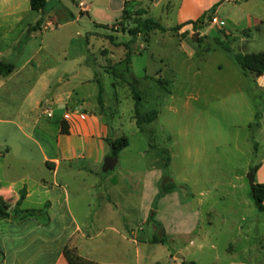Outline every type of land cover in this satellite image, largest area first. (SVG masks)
Wrapping results in <instances>:
<instances>
[{
  "label": "rangeland",
  "instance_id": "rangeland-1",
  "mask_svg": "<svg viewBox=\"0 0 264 264\" xmlns=\"http://www.w3.org/2000/svg\"><path fill=\"white\" fill-rule=\"evenodd\" d=\"M90 1L94 0H86ZM112 1L115 8L118 0ZM178 1L170 0V6L163 2L151 10L152 18L166 27L165 32L140 33L134 38L128 34L139 20L145 19L138 17L135 10L145 8L149 0H126L128 16L120 23L116 21L121 19L122 11L96 7L80 22L43 32L44 44L54 59L48 60L52 70L44 73L52 81L49 94L57 89H73L72 99L82 97L81 105L87 112L92 108L100 112V85L104 104L101 114L110 139L128 140L112 171H101L94 177L62 166L57 177V181H106L113 197H125L123 204L115 199L124 205L125 216L135 223V255L131 250L123 252L125 264H225L231 255H240L239 250L253 241L252 235L237 240L236 223L228 227L229 221H240L234 212L252 219L259 215L258 219L264 222V214L256 210L250 199L247 179L249 169L259 165L263 156L262 147L256 148L257 130L252 131L249 125L254 115L262 111L264 94L256 92L250 79L242 76L226 53L206 50L208 44L196 43L198 36L194 39V34L187 39L189 43L181 42L186 34L170 30L176 25L172 6ZM92 17L100 27L90 24ZM207 21L202 33L209 39L215 35V28ZM53 33L55 39L50 41ZM253 43L248 44L250 50ZM125 45L130 52L129 72L124 61ZM228 46L238 51L233 44ZM41 63L39 73L46 72L49 63ZM66 68L71 72L65 77L68 81L56 83ZM93 77L99 85L86 82ZM133 88L140 98V128L135 123ZM5 91L0 90V152L21 146L31 153L32 159L23 163L11 160L9 164L0 160V181H54L52 171L40 162L38 148L53 156L58 120H49L41 113L53 107L44 101L47 95L40 82L28 91L24 102V95L18 94V100L10 106L1 98ZM250 91L256 94L254 98ZM37 99L42 100L41 107L34 105ZM9 109L14 123L2 121ZM20 109L22 117L17 114ZM154 111L157 116L149 122ZM17 124L29 138L22 135ZM166 159V173L179 186L175 192L182 203L189 202L184 210L200 211V221L197 231L189 235L173 228L171 238H165L163 244H152V237H161L160 230L143 219L152 209ZM162 209L159 215L173 210L166 206ZM167 221L177 218L173 215ZM251 253L255 255L256 251ZM174 254L183 259L177 261Z\"/></svg>",
  "mask_w": 264,
  "mask_h": 264
},
{
  "label": "crops",
  "instance_id": "crops-1",
  "mask_svg": "<svg viewBox=\"0 0 264 264\" xmlns=\"http://www.w3.org/2000/svg\"><path fill=\"white\" fill-rule=\"evenodd\" d=\"M125 1L118 0L113 8L112 0H94L88 3L86 0H51L43 12H36L31 10L29 0H0V62L14 66L11 73L0 75V90H6L1 98L6 100L5 105L10 106L18 100V94H23L24 102L28 91L35 89L40 82L42 91L47 95L44 101L53 107L49 120L55 117L58 120L57 146L53 156L46 155L42 148H38L41 153L40 162L52 171L54 181H0V196L5 204L8 203L7 210H12L22 189H25L26 196L21 209H41L48 205L47 220L42 217L0 219V264H69L63 255L65 247L75 248L80 257L97 264H125L122 262L123 252L131 250L135 255L134 220L125 216L124 205L116 202L117 200L123 204L124 196L113 197L106 181H57L62 166L67 169L77 168L79 172L97 177L103 160L109 156L105 140L110 137L103 122L102 111L92 108L87 112L81 105L84 100L82 97L79 100L72 99L73 89H57L49 94L52 81L45 74L52 70L48 60L51 58L53 62L54 59L44 44L43 33L61 25L70 26L80 22L96 7L122 11ZM140 1L136 0L138 3ZM163 2L171 5L170 0H149L145 8L137 10L145 11L142 15L144 18H152L151 10ZM172 7L175 8V27L196 21L212 8L211 17L218 22L215 25L211 20H205L197 30L191 24L181 26L177 32L186 34L181 40L183 44L185 41L189 43L187 39L196 32L202 38L201 43L208 44L206 50H217L214 45H209L210 38L202 33L207 21L208 25L223 29L229 39H234L232 44L238 51L245 54L264 51V0H179ZM39 20L42 22L36 27ZM89 22L93 27H100L96 18H90ZM54 36L55 33L51 34L49 40L55 39ZM250 41L255 42L251 50L248 48ZM42 61L49 64L45 66L46 72L39 73ZM70 73V68L63 70V79L55 80L56 83L67 82L65 77H69ZM90 81L97 82L94 77L86 82ZM255 84L256 92L264 94V75L256 78ZM34 105L41 107L42 100H35ZM67 110H77L78 113L74 112L64 119ZM7 113L2 121L14 123L12 111L9 109ZM17 114L22 117V110ZM62 123L68 134H60ZM17 129L28 137L18 124ZM257 135L259 143L256 148L262 147L263 156L259 165L253 166L254 185L264 184V101ZM30 154L27 149L19 146L0 152V160H5L7 164L11 160L17 163L29 162L32 159ZM159 178L157 176L158 180ZM141 188L142 194L144 184ZM188 203H182L177 192L168 193L158 200L155 220L161 224L162 230L157 229L160 233L164 232L165 238L174 235L171 234L174 232L173 228H178L179 233L186 235L197 231L200 211L184 210ZM165 206L172 207V212L159 215ZM148 213L149 211L145 213L144 221ZM172 214L177 221L168 222L167 219ZM235 214L237 218H234L240 221H229L228 227L236 223L237 240L240 236L246 238L252 235L253 241L251 245L247 244L239 250L240 255H231L225 264H264V222L258 219L259 215L252 219V216L248 217L244 213L234 212ZM253 250L256 251L255 255L250 254ZM169 257L168 255L167 260ZM174 257L177 261L183 259L180 254H174Z\"/></svg>",
  "mask_w": 264,
  "mask_h": 264
},
{
  "label": "trees",
  "instance_id": "trees-1",
  "mask_svg": "<svg viewBox=\"0 0 264 264\" xmlns=\"http://www.w3.org/2000/svg\"><path fill=\"white\" fill-rule=\"evenodd\" d=\"M49 1H51V0H29L30 8H31V10L36 11V12H43L46 4ZM212 11H213V8L210 10V12H212ZM135 12L138 15V17L145 14L144 10H136ZM211 14L208 12L207 14H203L200 18H198L194 22L190 21V22H187L183 25L176 26L170 30L171 31H173V30L178 31L181 26L188 25V24H191L193 26V28L195 30H197L199 28V26H201L205 20H211L212 19ZM126 16H128V11L126 10V8H124L122 10L121 19L117 20L116 23H120L123 19L126 18ZM41 22L42 21L39 20L35 26L36 27L39 26L41 24ZM154 31L165 32V31H167V29L165 27H163L158 21L154 20L153 18L146 17L143 20H139L136 23V26L133 29L128 30L127 32L132 38H134L137 35H139L140 33L148 34L150 32H154ZM210 40L213 42L214 47L216 49L226 53L230 57V59L233 61V63L235 64V66L238 68V70L241 72V74L243 76L250 79L253 88L254 89L257 88V86L255 84V79L264 75V51L259 52V53H246V54L242 53L240 51H233L228 45L232 44L234 39H229L228 36L225 34V31L223 29H215V35L212 38H210ZM201 42H202V38L198 37L196 43L200 44ZM125 48H126L127 52L124 55V61L126 64V70L129 72L128 65L130 63V52L127 49L128 48L127 45H125ZM13 69H14L13 65L7 64L3 61L0 62V75L5 76V75L11 73ZM111 75H114V73H112ZM97 83L99 85L98 81H97ZM135 84H136V82H135ZM132 94H133L134 101H136L135 107H134L135 123H136V126L138 128H140V122L138 119V117H140V114L137 110V106H138V102H139L140 98H139V95L137 94V92L135 91L134 88L132 89ZM255 95L256 94L253 91H250L251 97L254 98ZM97 102H98V105L100 107V111H103L104 104L102 101V87L100 85H99V90H98ZM261 115H262V111H258L255 114L253 123L251 125H249L251 130L254 132L256 130H258L260 127ZM156 116H157V113L155 111L152 112V114L148 117L149 118L148 121L150 122V120H151L150 118L151 117L154 118ZM60 134H68L67 128H66L65 124H63V123L60 125ZM105 141H106L107 146L109 148V156L117 157L119 152L128 146V140L125 137H121V138L116 139V140L106 139ZM168 162H169V159H166L165 163H164V168H163L162 176L160 179V183H159L158 193H157V195L153 201L152 209L150 210V212L147 216V219H146V222L148 224H152L153 226H155L156 228H159L161 230H162L161 224L155 220V211L157 208V202H158L159 198L163 197L164 195L179 190V186H177L175 183H173L166 173V167L168 165ZM254 170H255V167H251L249 169V172L252 173V172H254ZM25 196H26L25 189L20 190L19 191V198L16 201V203L14 204V207L12 208L11 211L6 209V204L4 202V199L0 196V219L23 220V219L31 218V217H33V218H41L42 217V218H45L47 220L48 205H45L41 209L23 210L20 208L21 203L24 200ZM249 196H250L256 210L258 212H264V184H255L253 190L250 191ZM164 241H165V234L162 231L160 238L152 237L149 242L152 244H157V243L163 244ZM63 255L69 264H97L95 262H92V261H89V260H86V259L80 257L76 253L75 248H73V247H65V249L63 251ZM153 264H163V263L155 262ZM188 264H194V263L190 262Z\"/></svg>",
  "mask_w": 264,
  "mask_h": 264
},
{
  "label": "water",
  "instance_id": "water-1",
  "mask_svg": "<svg viewBox=\"0 0 264 264\" xmlns=\"http://www.w3.org/2000/svg\"><path fill=\"white\" fill-rule=\"evenodd\" d=\"M197 36H198V34L195 33L194 36H193L194 39H196ZM116 164H117V158L116 157H114V156L106 157L103 160V165H102V168H101L102 173H107L109 171H112L115 168ZM247 179H248L250 191H252L253 188H254V175H253V173L250 172L247 175Z\"/></svg>",
  "mask_w": 264,
  "mask_h": 264
},
{
  "label": "built area",
  "instance_id": "built-area-1",
  "mask_svg": "<svg viewBox=\"0 0 264 264\" xmlns=\"http://www.w3.org/2000/svg\"><path fill=\"white\" fill-rule=\"evenodd\" d=\"M81 5H82V4H81ZM211 22L214 23L215 25H216V24L218 25V22L216 21L215 18H212V19H211ZM74 112H75V113H78L77 110H74V111L67 110L66 113L64 114V119L68 118V116H69L70 114L74 113ZM44 113H45V115H46L48 118H51V117H52V113H51L50 110L45 109V110H44ZM83 113H84V112H83Z\"/></svg>",
  "mask_w": 264,
  "mask_h": 264
}]
</instances>
